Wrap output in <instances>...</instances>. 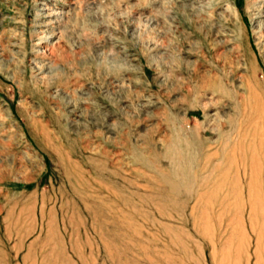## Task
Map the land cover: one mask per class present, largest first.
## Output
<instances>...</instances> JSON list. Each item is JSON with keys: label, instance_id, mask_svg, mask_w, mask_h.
<instances>
[{"label": "rangeland", "instance_id": "rangeland-1", "mask_svg": "<svg viewBox=\"0 0 264 264\" xmlns=\"http://www.w3.org/2000/svg\"><path fill=\"white\" fill-rule=\"evenodd\" d=\"M244 169L264 0H0V264H264Z\"/></svg>", "mask_w": 264, "mask_h": 264}, {"label": "bare ground", "instance_id": "bare-ground-1", "mask_svg": "<svg viewBox=\"0 0 264 264\" xmlns=\"http://www.w3.org/2000/svg\"><path fill=\"white\" fill-rule=\"evenodd\" d=\"M252 168V167H251ZM250 174L251 175H248L247 174V172H246V170L244 169V171H243V176L244 177H246V179H248V181H249V183L246 185V195H247V198H248V202L245 204V205H243L244 206V208L245 207H247V213H248V217H249V220L251 221L252 220V215L254 216V211H255V209L253 210V207L255 206L256 207V205L254 204L256 201V204H259L258 202H259V200H263V196H261V197H263L262 199H260L257 195H258V193H259V188L260 189H264V182L262 183V185H259L258 186V184L257 183H255L253 180H255V179H252L253 178V176H252V172H250ZM262 190H261V192H262ZM264 192V191H263ZM263 192L261 193V195L263 194ZM261 203H263L262 201H260V204ZM253 204H254V206H253ZM259 204V205H260ZM258 205V206H259ZM261 206H264V204H261ZM243 208V209H244ZM259 209H260V207H259ZM262 209L264 210V208H261L260 209V212L262 211ZM258 211V210H257ZM263 213H264V211H263ZM262 212H261V214L262 215H260L261 216V218H262V221H263V217H264V214H263ZM259 216V217H260ZM254 219H256V215H255V217H253ZM260 218V219H261ZM264 222V221H263ZM249 224H250V227H251V230H254V231H252L251 232V230L249 231L250 233H251V235H254V236H256L257 237V241H256V251L257 250H260V248H261V245L262 246H264V231H262V232H259V231H257L255 228H254V226H253V224L251 223V222H249ZM262 227H264V223L262 224ZM259 252V251H258Z\"/></svg>", "mask_w": 264, "mask_h": 264}]
</instances>
